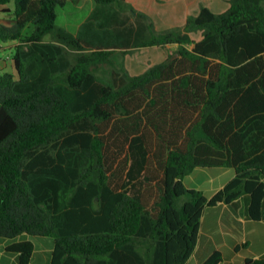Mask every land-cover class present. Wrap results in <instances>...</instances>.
Wrapping results in <instances>:
<instances>
[{
	"label": "trees",
	"instance_id": "16d2710c",
	"mask_svg": "<svg viewBox=\"0 0 264 264\" xmlns=\"http://www.w3.org/2000/svg\"><path fill=\"white\" fill-rule=\"evenodd\" d=\"M94 1L73 32L57 8L80 0H0L14 3L0 43L16 41L0 73V237L20 264L35 249L23 235L54 238L51 264H186L207 206L248 194L262 217L264 0L164 30L127 0ZM169 44L127 68L129 51ZM197 167L235 176L209 198L184 183Z\"/></svg>",
	"mask_w": 264,
	"mask_h": 264
},
{
	"label": "crops",
	"instance_id": "0c3cea01",
	"mask_svg": "<svg viewBox=\"0 0 264 264\" xmlns=\"http://www.w3.org/2000/svg\"><path fill=\"white\" fill-rule=\"evenodd\" d=\"M127 1L133 4L138 10L147 13L154 20L158 30H164L175 26H183L189 16H186V9L188 11L190 8H195L196 1L199 0ZM217 4L216 1V5ZM95 5L92 10L95 8ZM218 5H221V7L224 6L222 3ZM4 8L9 9V11H3ZM13 9L14 6L11 5V3L7 5L0 4V18L7 25L14 24ZM196 12L197 10H194V13ZM89 14L80 22V24L89 16ZM80 24L77 25L75 31H77ZM63 26L70 29L67 25ZM15 44L16 41L0 43V52L3 54L10 47L13 49ZM152 47H155L156 49L167 48L161 46H151V48ZM145 48L150 47H143V49ZM6 52L7 57L3 58L2 55H0V73L9 71L7 70L8 67L12 68L10 71L15 72V66L12 60L13 52L11 50H7ZM154 56L157 55L153 53V57ZM144 70L134 72L129 69V71L135 75L142 73ZM197 169L213 170L210 172V175L206 180L208 182L213 181L208 192L195 180L197 176H194V173ZM197 169L195 168L187 175V181L184 179V183L187 188L202 190L209 198L224 187V185L235 176L234 169L230 167H211L210 169L197 167ZM215 178L216 180H214ZM216 181H218L217 184ZM249 203L250 197L246 194L231 203L220 202L215 206H207L201 218L197 244L186 264H202L216 251L220 252L223 257L220 264H244L248 258L264 257V201L262 217L259 219H254L249 216ZM24 238L31 239L35 245L30 264H51L55 247V240L53 237L23 235L17 238V240ZM12 241L13 240L11 239L0 237V264H20L18 255L9 252L6 249L7 245Z\"/></svg>",
	"mask_w": 264,
	"mask_h": 264
},
{
	"label": "rangeland",
	"instance_id": "374dc122",
	"mask_svg": "<svg viewBox=\"0 0 264 264\" xmlns=\"http://www.w3.org/2000/svg\"><path fill=\"white\" fill-rule=\"evenodd\" d=\"M216 1L218 4L222 3L224 6L221 7V5L218 4L216 5ZM11 5L14 6V3L11 2ZM94 5H95L94 0H80L78 4L68 3L64 7H58L57 8L58 18L56 21L57 25L59 26L67 25L71 30L75 31L77 25L80 24V22L90 13ZM202 5L208 6L215 13H222L226 11L227 8L229 7V3L225 0H199L196 1L195 8H190V10L188 9V11L186 9V16L191 14H196L200 10ZM194 10H197V12L194 13ZM194 37L198 38L199 35L194 34ZM45 39L47 40L51 39L50 35H47ZM176 49H177V45L175 44V45H169L166 49H161V48L156 49L155 47L152 48L150 47L145 49L140 48L133 51H129L125 56V60L127 62L126 65H128V68L133 70L134 72H139L144 70L148 66H151L154 63L164 62L167 59V56L169 54H173ZM7 50H11L13 52V49L11 47ZM6 51L3 54L2 52H0V55H2L3 58L7 57ZM153 51H159V52H153ZM153 53H155V55L157 56L153 57ZM11 69L12 68L8 67L7 70L10 71ZM212 171L213 170L197 169V171L194 173V176H197L195 178L197 183L200 184L202 188L207 192L210 190V187L213 183V181L211 182L206 181L210 175V172ZM184 179L187 181V175L185 176ZM214 180H216V178ZM217 183L218 181H216V184Z\"/></svg>",
	"mask_w": 264,
	"mask_h": 264
}]
</instances>
